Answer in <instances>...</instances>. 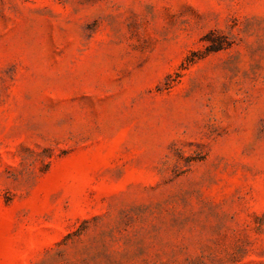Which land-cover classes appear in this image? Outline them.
Listing matches in <instances>:
<instances>
[{
  "label": "rangeland",
  "instance_id": "1",
  "mask_svg": "<svg viewBox=\"0 0 264 264\" xmlns=\"http://www.w3.org/2000/svg\"><path fill=\"white\" fill-rule=\"evenodd\" d=\"M0 264H264V0H0Z\"/></svg>",
  "mask_w": 264,
  "mask_h": 264
}]
</instances>
